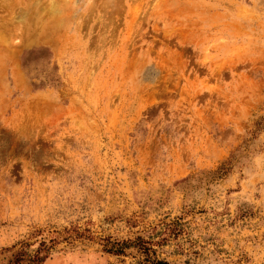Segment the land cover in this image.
Returning a JSON list of instances; mask_svg holds the SVG:
<instances>
[{"label":"rangeland","instance_id":"374dc122","mask_svg":"<svg viewBox=\"0 0 264 264\" xmlns=\"http://www.w3.org/2000/svg\"><path fill=\"white\" fill-rule=\"evenodd\" d=\"M113 17L0 25V264H264V0Z\"/></svg>","mask_w":264,"mask_h":264},{"label":"bare ground","instance_id":"6f19581e","mask_svg":"<svg viewBox=\"0 0 264 264\" xmlns=\"http://www.w3.org/2000/svg\"><path fill=\"white\" fill-rule=\"evenodd\" d=\"M44 1V2H43ZM123 0H14L16 13L0 17V25L16 27L41 26L56 31L65 39L66 32L76 31L88 24L112 22ZM119 6V7H118ZM51 31L47 34L49 37Z\"/></svg>","mask_w":264,"mask_h":264},{"label":"trees","instance_id":"16d2710c","mask_svg":"<svg viewBox=\"0 0 264 264\" xmlns=\"http://www.w3.org/2000/svg\"><path fill=\"white\" fill-rule=\"evenodd\" d=\"M119 251L116 250L115 253H118ZM45 256L44 257H40L39 256V253L37 255H35L32 260H30V263L32 264H40V262H42L44 260ZM147 259V262L149 264H169L165 261H161V260H156V259H152L150 260L149 257L146 258ZM23 260V257L21 255H18L16 258H15V261H14V264H20Z\"/></svg>","mask_w":264,"mask_h":264}]
</instances>
